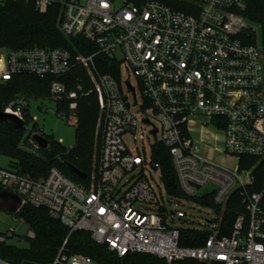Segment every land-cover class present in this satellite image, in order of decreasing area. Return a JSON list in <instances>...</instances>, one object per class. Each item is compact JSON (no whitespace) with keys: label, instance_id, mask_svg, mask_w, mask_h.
I'll list each match as a JSON object with an SVG mask.
<instances>
[{"label":"built area","instance_id":"built-area-1","mask_svg":"<svg viewBox=\"0 0 264 264\" xmlns=\"http://www.w3.org/2000/svg\"><path fill=\"white\" fill-rule=\"evenodd\" d=\"M15 1L0 0V6ZM22 1L41 14L57 8L60 33L83 39L93 53L74 58L60 48H0V84L16 75L54 78L46 100L75 128L78 100L95 94L97 149L82 184L56 168L38 180L0 168V191L17 196L21 208H46L68 236L86 232L120 258L145 254L168 264H264V183L255 189L251 162L264 161V66L258 28L242 15L245 1ZM248 31L255 44H247ZM98 56L119 64L118 80L98 71ZM74 66L85 70L89 89L83 82L68 89L59 80ZM27 107L28 99L17 96L2 113L23 122L36 155L33 136L43 135L27 131ZM162 148L183 197L163 186L154 160ZM234 193L245 213L223 234V214ZM185 231L204 232L207 239L199 247L182 246ZM34 237L28 228L19 239ZM11 238L13 230L0 233V243ZM65 244L47 264H97L64 253ZM0 264L10 263L0 258Z\"/></svg>","mask_w":264,"mask_h":264},{"label":"trees","instance_id":"trees-1","mask_svg":"<svg viewBox=\"0 0 264 264\" xmlns=\"http://www.w3.org/2000/svg\"><path fill=\"white\" fill-rule=\"evenodd\" d=\"M245 10L242 12L248 24L257 26L261 34V47L264 66V0H244ZM59 10L49 9L45 14L37 12L31 3L19 0L8 2L0 6V48L9 50L30 49L34 47L60 48L68 51L76 58L79 55L93 53V48L81 38H65L57 27ZM247 44L256 43L253 32L245 34ZM97 69L102 74L119 79V64L109 58L98 56L95 59ZM54 78H39L33 75H16L10 81L0 84V114L4 108L13 102L17 96L27 99L44 100L49 97L50 85ZM60 81H65L68 89H73L79 82H83L86 89L91 86L87 82L86 72L80 66H74ZM58 108V107H57ZM26 113L28 110L25 111ZM98 103L95 94L81 97L78 100L79 125L76 128L75 146L66 149L52 137L43 135L47 141L44 149H37L36 155L30 152L33 148L29 142L25 128L14 129L0 121V156L9 160L8 170L21 174L32 180L45 177L52 168H56L66 178L74 183L83 182L73 174L68 166L90 175L94 154V137L97 122ZM29 114H26L27 124ZM33 132H38L33 130ZM155 162L159 164L160 177L166 192L176 197H183L167 150L162 148L159 155H155ZM255 165V189L264 183V161L252 159ZM202 205L216 208L211 201L198 200ZM238 193H234L227 202L223 214L224 232L228 234L239 214H244ZM33 231L35 237L27 240V247L0 243V258L10 264L31 262L36 264L50 263L62 248L68 255H82L92 259L97 264H168L165 260L145 254H128L118 257L105 245L93 242L86 232L77 231L68 236V229L59 221L49 217L44 207L35 208L25 205L14 214ZM207 239L204 232L185 231L181 237V245L199 247ZM170 264H205L194 260L175 261ZM216 264V263H213Z\"/></svg>","mask_w":264,"mask_h":264},{"label":"rangeland","instance_id":"rangeland-1","mask_svg":"<svg viewBox=\"0 0 264 264\" xmlns=\"http://www.w3.org/2000/svg\"><path fill=\"white\" fill-rule=\"evenodd\" d=\"M257 27V26H254ZM258 28V27H257ZM257 41L261 44V34L258 28ZM122 75H124L122 73ZM131 82H135V79L130 76ZM57 106L54 102L49 100H36L33 98L28 99V114L30 121L26 125L27 131L37 130L42 135L50 136L55 141L61 143L66 149H71L75 146L76 139V128L68 125L65 120L60 119L56 115ZM34 119V120H32ZM96 131V128H95ZM195 139H198V134L193 136ZM97 149V139L94 137V153ZM94 155V154H93ZM214 159L219 160V157L214 155ZM9 160L0 156V168L8 169ZM93 167V159H92ZM92 171V169H91ZM202 218L205 217V214L201 213ZM9 230L15 232V238L7 240L8 244L17 246L19 248L27 247V241L24 239L28 231V227L20 221L12 213H1L0 212V233H6Z\"/></svg>","mask_w":264,"mask_h":264},{"label":"water","instance_id":"water-1","mask_svg":"<svg viewBox=\"0 0 264 264\" xmlns=\"http://www.w3.org/2000/svg\"><path fill=\"white\" fill-rule=\"evenodd\" d=\"M0 121L7 124L8 126L14 129H22L24 128L23 122L18 120L17 118L7 115L4 113L0 114ZM33 140L37 143L40 149H44L47 146V141L44 137L40 135H34ZM69 170L75 174L81 181L86 179V174L78 171L73 166H68ZM21 209L20 199L12 193L0 191V212L1 213H12L16 214Z\"/></svg>","mask_w":264,"mask_h":264}]
</instances>
